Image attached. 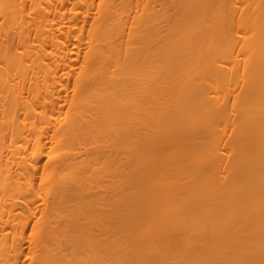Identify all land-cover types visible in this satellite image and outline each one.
I'll list each match as a JSON object with an SVG mask.
<instances>
[{
  "label": "bare ground",
  "instance_id": "obj_1",
  "mask_svg": "<svg viewBox=\"0 0 264 264\" xmlns=\"http://www.w3.org/2000/svg\"><path fill=\"white\" fill-rule=\"evenodd\" d=\"M0 264H264V0H0Z\"/></svg>",
  "mask_w": 264,
  "mask_h": 264
}]
</instances>
